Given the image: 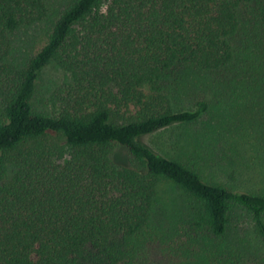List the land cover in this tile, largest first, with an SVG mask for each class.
<instances>
[{
    "label": "trees",
    "instance_id": "16d2710c",
    "mask_svg": "<svg viewBox=\"0 0 264 264\" xmlns=\"http://www.w3.org/2000/svg\"><path fill=\"white\" fill-rule=\"evenodd\" d=\"M48 10L46 0H0V264H153L154 247L174 264H212L232 203L264 242V193L206 179L143 141L211 112L207 100L184 106L212 82L206 73L264 100V0H71L19 62L13 35ZM50 65L65 77L50 110H37ZM164 183L189 198L183 216L201 251L156 220Z\"/></svg>",
    "mask_w": 264,
    "mask_h": 264
},
{
    "label": "rangeland",
    "instance_id": "374dc122",
    "mask_svg": "<svg viewBox=\"0 0 264 264\" xmlns=\"http://www.w3.org/2000/svg\"><path fill=\"white\" fill-rule=\"evenodd\" d=\"M46 1L48 16L37 25L21 28L12 37L16 48L14 55L19 62L33 56L47 42L54 20L71 0ZM205 76L212 82L205 87L193 88L188 96L184 95V106L190 108L197 100H207L211 112L192 124L168 128L144 137L143 141L158 152L192 164L206 179L235 190L264 193V100L254 103L238 95L226 81L231 75L219 72L206 73ZM64 77L63 71L52 65L43 70L34 100L37 110H50L47 97ZM161 196L167 207L156 220L175 227L177 244H186L194 251L206 248L201 240L193 244L189 242L196 233L186 226L183 216L190 202L187 195L176 186L164 183ZM175 216L176 220L173 219ZM229 218L228 235L214 239L215 243L209 247V251L212 249L221 256L217 255L212 264H264V242L256 231L252 214L232 203ZM172 220L176 221V226L171 224ZM157 250L156 247L150 250L153 264H174L169 256ZM93 253L98 252L93 250Z\"/></svg>",
    "mask_w": 264,
    "mask_h": 264
}]
</instances>
